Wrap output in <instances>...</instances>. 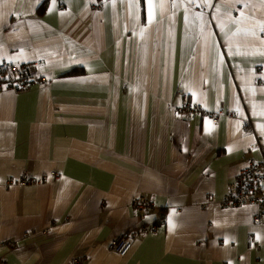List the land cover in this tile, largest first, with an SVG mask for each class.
I'll return each mask as SVG.
<instances>
[{
  "label": "crops",
  "instance_id": "0c3cea01",
  "mask_svg": "<svg viewBox=\"0 0 264 264\" xmlns=\"http://www.w3.org/2000/svg\"><path fill=\"white\" fill-rule=\"evenodd\" d=\"M95 1L0 0V63L49 78L0 87V264H264L256 207L216 203L262 157L264 0Z\"/></svg>",
  "mask_w": 264,
  "mask_h": 264
},
{
  "label": "built area",
  "instance_id": "2783aa9c",
  "mask_svg": "<svg viewBox=\"0 0 264 264\" xmlns=\"http://www.w3.org/2000/svg\"><path fill=\"white\" fill-rule=\"evenodd\" d=\"M94 9H98L99 5H94ZM36 63H33V65ZM32 63L27 61L21 63L2 62L0 63V87H9L14 90L27 88L35 82L47 83L49 78L40 71L31 70ZM178 113H186L193 115L194 113L202 114L203 111L199 106L190 104H180L175 107ZM213 121L217 120L218 114H210L206 112ZM246 130L250 129L249 122H245ZM259 150L261 158L256 159L252 155H245L241 160V164L236 173L231 177L227 184L226 193L223 197L216 201L218 207H234L241 205H252L256 207L253 216L255 222H260L264 218V145L252 144L249 151ZM17 180L25 183L27 174L21 173ZM132 206L141 214L145 215L152 208L153 204L142 195H138L132 201ZM163 213H159L156 219L161 220ZM157 231V221H153L150 225H139L128 229L108 241V249L112 250L117 256L124 257L128 250L133 246L138 236L145 235L148 232ZM80 257L72 256L69 264H80Z\"/></svg>",
  "mask_w": 264,
  "mask_h": 264
},
{
  "label": "trees",
  "instance_id": "16d2710c",
  "mask_svg": "<svg viewBox=\"0 0 264 264\" xmlns=\"http://www.w3.org/2000/svg\"><path fill=\"white\" fill-rule=\"evenodd\" d=\"M101 1H102V0H96L94 5H96V4L100 5ZM45 9H46V4H42V6L40 7V9L38 10V13H39V14L44 13ZM259 144H263V145H264V142H263V143H259ZM158 214H159V213H158ZM156 221H157V225H159V224H158V222L160 221L159 218L156 219Z\"/></svg>",
  "mask_w": 264,
  "mask_h": 264
},
{
  "label": "rangeland",
  "instance_id": "374dc122",
  "mask_svg": "<svg viewBox=\"0 0 264 264\" xmlns=\"http://www.w3.org/2000/svg\"><path fill=\"white\" fill-rule=\"evenodd\" d=\"M202 110V109H201ZM203 111V113L202 114H200L201 116H203V115H206V111H204V110H202ZM135 198V197H134ZM150 202H151V204H152V201L150 200V199H148ZM133 201V200H132ZM115 237V236H114ZM113 238V237H112ZM111 239V238H110ZM109 239V240H110ZM133 247V246H132ZM132 247L128 250L129 252H130V250L132 249ZM110 251H112V250H110ZM113 252V251H112ZM129 252H127V254L129 253ZM116 256H117V254L115 253V251L113 252ZM126 256V255H125ZM124 256V257H125ZM117 257H119V258H123L122 256H117ZM71 258V257H70ZM70 258H69V260H70ZM69 260H68V263L67 264H69Z\"/></svg>",
  "mask_w": 264,
  "mask_h": 264
},
{
  "label": "bare ground",
  "instance_id": "6f19581e",
  "mask_svg": "<svg viewBox=\"0 0 264 264\" xmlns=\"http://www.w3.org/2000/svg\"><path fill=\"white\" fill-rule=\"evenodd\" d=\"M143 196V195H142ZM164 214V213H163ZM164 216H165V214H164ZM140 225H145V224H140Z\"/></svg>",
  "mask_w": 264,
  "mask_h": 264
}]
</instances>
